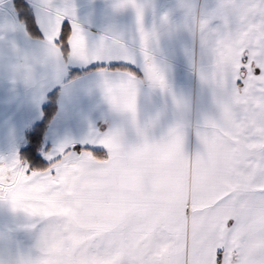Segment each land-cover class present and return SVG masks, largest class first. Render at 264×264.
<instances>
[{"label":"snow or ice","instance_id":"snow-or-ice-1","mask_svg":"<svg viewBox=\"0 0 264 264\" xmlns=\"http://www.w3.org/2000/svg\"><path fill=\"white\" fill-rule=\"evenodd\" d=\"M25 7L0 0V264H264V0Z\"/></svg>","mask_w":264,"mask_h":264},{"label":"trees","instance_id":"trees-1","mask_svg":"<svg viewBox=\"0 0 264 264\" xmlns=\"http://www.w3.org/2000/svg\"><path fill=\"white\" fill-rule=\"evenodd\" d=\"M26 2V0H16L17 6L21 10L22 15H25L28 11V9L25 7ZM21 152L23 153V149L21 150Z\"/></svg>","mask_w":264,"mask_h":264},{"label":"crops","instance_id":"crops-1","mask_svg":"<svg viewBox=\"0 0 264 264\" xmlns=\"http://www.w3.org/2000/svg\"><path fill=\"white\" fill-rule=\"evenodd\" d=\"M100 2H101V0H97V3H100ZM0 95H2V90H0ZM0 136H2V131H0ZM3 218L7 221L8 214L3 209H0V222H3L4 221Z\"/></svg>","mask_w":264,"mask_h":264},{"label":"rangeland","instance_id":"rangeland-1","mask_svg":"<svg viewBox=\"0 0 264 264\" xmlns=\"http://www.w3.org/2000/svg\"><path fill=\"white\" fill-rule=\"evenodd\" d=\"M85 2H86V0H85ZM21 147H22V148H21V150H22V149H24V147H26V145H23V146H21ZM3 220H4V221H3ZM3 220H2L3 222H6V220H5L4 218H3Z\"/></svg>","mask_w":264,"mask_h":264}]
</instances>
